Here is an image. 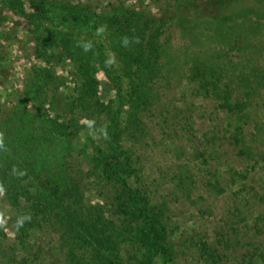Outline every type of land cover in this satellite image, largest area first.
<instances>
[{
    "label": "rangeland",
    "instance_id": "1",
    "mask_svg": "<svg viewBox=\"0 0 264 264\" xmlns=\"http://www.w3.org/2000/svg\"><path fill=\"white\" fill-rule=\"evenodd\" d=\"M178 1L0 0V264H39L31 216L87 214L75 200L111 195L97 169L128 152L138 200L167 203L177 264H264V100L239 119L192 97L198 49L161 16ZM136 14L156 20L130 30ZM145 36L166 68L145 61ZM211 47L235 80L238 51ZM52 223H39L42 246Z\"/></svg>",
    "mask_w": 264,
    "mask_h": 264
},
{
    "label": "trees",
    "instance_id": "2",
    "mask_svg": "<svg viewBox=\"0 0 264 264\" xmlns=\"http://www.w3.org/2000/svg\"><path fill=\"white\" fill-rule=\"evenodd\" d=\"M136 15L137 20L130 16L125 21L130 30H135L133 23L138 29L156 20ZM161 16L162 19L177 18L182 33L198 49L192 53L188 67L192 97L210 100L239 119L252 100H264V0H190L188 4L179 0L172 9L162 10ZM145 37L142 49H150L145 61L153 59L152 63L160 70L166 68L169 63L163 60L162 53L164 58L168 56L165 49L160 50L159 38ZM213 44L238 51L235 80L228 82L231 70H227V61L214 53ZM150 75L151 72L148 77ZM149 95L148 91L146 100ZM124 157L123 166L116 160L97 169L101 179L95 185L99 188L103 184L111 195L97 193L99 196L89 202H84L83 197L75 200L76 208L88 206L87 214L76 209L62 217L31 216L29 238L44 251L39 264H109L111 255L122 264L128 259H133V264H177L180 249L174 245L173 231L168 226L167 203L155 200L151 192L148 193L150 201L138 200L142 189H136L138 184L127 180V176L131 178L138 172L136 159L131 152ZM43 218L53 221L52 225L58 224V229L48 230L46 246H42L43 240H38L43 231L39 226ZM82 244H87L88 248L81 251ZM75 246L79 250L74 249ZM79 253H85L87 259L90 255L89 262H79L82 261L76 258Z\"/></svg>",
    "mask_w": 264,
    "mask_h": 264
}]
</instances>
